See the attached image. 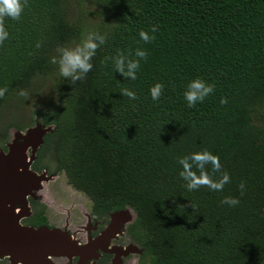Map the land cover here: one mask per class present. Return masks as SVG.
Here are the masks:
<instances>
[{
    "label": "trees",
    "instance_id": "16d2710c",
    "mask_svg": "<svg viewBox=\"0 0 264 264\" xmlns=\"http://www.w3.org/2000/svg\"><path fill=\"white\" fill-rule=\"evenodd\" d=\"M4 26L0 108L27 102L21 90L50 80L51 100L32 113L51 128L32 171L63 173L94 214L131 211L126 234L146 264H264V0H27L21 18L5 17ZM141 30L155 39L145 43ZM90 32L107 40L92 71L73 83L51 59ZM138 48L148 55L136 80L102 63L117 50L135 59ZM195 78L215 90L189 108L183 93ZM156 83L164 85L159 101L150 96ZM9 127L26 125L10 118ZM205 149L230 175L221 192L189 191L179 177L178 159ZM226 196L239 204H221Z\"/></svg>",
    "mask_w": 264,
    "mask_h": 264
},
{
    "label": "clouds",
    "instance_id": "9594fccd",
    "mask_svg": "<svg viewBox=\"0 0 264 264\" xmlns=\"http://www.w3.org/2000/svg\"><path fill=\"white\" fill-rule=\"evenodd\" d=\"M26 6L27 0H0V43H3L9 35L4 26L5 17L11 18L12 20H19ZM149 31L155 33L158 31V27L153 25ZM149 31L141 30L139 32L140 39L145 43H151L155 39V36L150 35ZM106 40L107 34L90 32L86 39L75 47L58 48L59 57H53L51 63L59 65L60 75L65 79H70L73 83L82 81L92 71V58L95 56L97 49L106 43ZM40 46V43H37L36 47L39 48ZM134 55L136 57L135 59L131 58V52L126 55L123 51L117 50L116 56L105 57L102 63L106 65L108 60H112L116 73H119L123 78L136 80L140 61L146 60L148 53L146 50L138 48L135 50ZM214 90V84H209L201 78H195L188 83L183 96L187 106L194 108L198 103H203ZM7 91L8 89L6 87L0 88V99L5 96ZM163 92V84H154L150 88L151 99L153 101H159ZM19 95L27 97V93L23 90L20 91ZM121 95L128 97L130 100H136L138 98L136 93L128 88H123ZM220 103L226 104L227 100L222 98ZM178 163L182 166L179 177L185 181V187L189 191L207 187L211 191L221 192L224 186L230 183V175L222 170L219 157L213 155L207 149L183 156L178 159ZM207 165H211V174L206 167ZM217 173H219L218 177L216 176ZM244 187V182H241L239 185L241 195L244 194ZM239 202V199L230 196H226L221 200V204H227L229 206H236ZM190 206L192 207V205Z\"/></svg>",
    "mask_w": 264,
    "mask_h": 264
},
{
    "label": "flooded vegetation",
    "instance_id": "af4514ba",
    "mask_svg": "<svg viewBox=\"0 0 264 264\" xmlns=\"http://www.w3.org/2000/svg\"><path fill=\"white\" fill-rule=\"evenodd\" d=\"M40 172L41 171L36 173L40 174ZM56 173L61 172H46V180L40 181L41 185L42 183L48 184L49 182H53L52 186L55 188H49L46 193L48 196L41 192V186L39 190H32L31 195L26 196V205L29 211L28 215L18 218L20 210L19 207L14 204L10 207L8 206V212L11 213L10 215L12 218H18L16 224L19 227L33 229L44 228L48 231L54 230L56 232L54 237H49V235L41 233L42 235L38 234L36 238L39 237L46 240L49 238L51 241V238L56 240L58 236L61 240L64 236L70 237L76 243L78 248L77 251H75L76 253L74 252L75 254L73 253L69 255L62 250L53 253L48 251V253L45 252V256L41 259L34 260L33 258H28L23 261L15 259L16 257L14 256V253L13 256L15 258L11 254L6 253L0 255V264H133V256H137L136 261L140 259L139 255L141 250L134 243L130 242L125 230L126 226L131 222L124 223L121 226L124 227L121 230L119 229L118 233L111 235L105 243H98L91 254L82 251L85 244H88L97 238L106 229L109 223H111L110 216L114 212L99 215L92 213L90 207L88 212H84L83 208L79 206L78 216H82V219H80V221H77L76 219L71 220L69 212L73 206L72 200H70V203L66 208L60 203L63 202L65 192L69 185L67 184L63 173L61 174L65 181L61 183L56 182ZM69 188L71 187L69 186ZM49 206H51L52 209H50ZM60 214H62L63 217H61ZM59 216L60 220L58 223L57 217ZM6 223V228L1 227L0 229V240H3V237L5 236L10 239L17 238V235L20 233L19 229L14 225L15 221H6ZM130 245L135 249L131 250L132 252H126L128 251L126 249L129 248L128 246ZM88 249L92 250L91 247H88ZM138 250L140 253H138Z\"/></svg>",
    "mask_w": 264,
    "mask_h": 264
},
{
    "label": "water",
    "instance_id": "95a60500",
    "mask_svg": "<svg viewBox=\"0 0 264 264\" xmlns=\"http://www.w3.org/2000/svg\"><path fill=\"white\" fill-rule=\"evenodd\" d=\"M50 126L44 127L41 124H35L27 128L24 133L15 131L12 139L5 145V151L0 149V229L6 228V221H15V227L19 229L17 238L3 237L0 240V255L11 254L15 259L23 261L24 259L33 258L41 259L45 252L63 251L67 254H73L77 251L76 243L70 238L65 237L61 240L59 236L56 240L48 238H39L38 234L45 233L49 237H54V230L44 228H22L16 224L18 218L29 214L26 205V196L31 195L32 190H39L40 181H45V170L40 174L30 169L31 163L35 159V152L42 143V137L50 131ZM28 153V154H27ZM12 204L19 207V217L12 218L8 212V206ZM127 209L114 212L110 216L109 225L93 241L84 245L83 252L90 253L100 242H106L111 235L119 232L121 223L126 220L132 222ZM58 232V231H57ZM42 235V234H41ZM65 235V234H64ZM91 247V249H88ZM126 252H132L135 248L130 245ZM132 249H131V248ZM81 249V248H80ZM76 253V252H75ZM74 253V254H75ZM138 253L140 251L138 250Z\"/></svg>",
    "mask_w": 264,
    "mask_h": 264
},
{
    "label": "rangeland",
    "instance_id": "374dc122",
    "mask_svg": "<svg viewBox=\"0 0 264 264\" xmlns=\"http://www.w3.org/2000/svg\"><path fill=\"white\" fill-rule=\"evenodd\" d=\"M90 10H92V9H90ZM72 13H73V10L71 11V14ZM90 22H91V20H88L87 25H89ZM67 48H73V46H68ZM49 85H50V80L48 78L38 79L35 82H33L32 85L30 86V89H28L26 91L27 97L23 96V99H25L27 102H24L21 99L16 98V99L8 102L7 104H4L1 106V108H0V145L4 144V146H5V144H7L12 139L13 133L15 131L22 134V133H24V131L27 128L32 127L35 124H38V123L34 124V120H33L34 116L32 113L35 109L41 108V106L43 105L44 102L51 100L52 96H51V89H50ZM30 99H34V101L33 102L28 101ZM10 118H14L16 124H18L20 126L24 124V125H26V127L24 129H22L21 131L13 129L11 127L7 128V130L4 131L3 126L6 123V120H8ZM31 118L33 120L32 125L27 127V125H28L27 123L30 121ZM43 162L48 165V170H52V164H51L50 158H48V157L43 158ZM45 172H47V171L45 170ZM55 178H56V182H58V183L65 181L64 177L61 173H56ZM52 185H53V182H51V183L49 182L48 184L42 183L41 192L46 194L48 192L49 188H55ZM70 200H72V202H73V206L69 212L70 218H71V220L76 219L77 221H80V219H82L81 218L82 216H78V207L81 206L83 208L84 212H88L89 207H90V202L81 193L72 190L68 186L67 191L65 192L64 200H63V202H60V203L62 204L63 207L66 208V207H68ZM49 208L52 209L51 206H49ZM127 211L129 213L128 215H130L131 220H132L133 213L131 211H129L128 209H127ZM60 216L63 217L62 214H60ZM60 216L57 217L58 223L60 220ZM129 222H130L129 220H126L123 223H121L119 229L121 230L124 227V226L121 227L124 223H129ZM69 229H71V228H69ZM132 258H134L133 264H146V259H138L136 261L137 256L136 257L133 256Z\"/></svg>",
    "mask_w": 264,
    "mask_h": 264
}]
</instances>
